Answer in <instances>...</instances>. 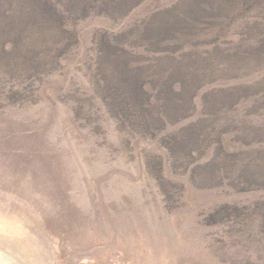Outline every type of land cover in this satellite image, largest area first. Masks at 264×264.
<instances>
[{"label":"rangeland","instance_id":"rangeland-1","mask_svg":"<svg viewBox=\"0 0 264 264\" xmlns=\"http://www.w3.org/2000/svg\"><path fill=\"white\" fill-rule=\"evenodd\" d=\"M109 2L0 0V261L264 264V0Z\"/></svg>","mask_w":264,"mask_h":264},{"label":"trees","instance_id":"trees-1","mask_svg":"<svg viewBox=\"0 0 264 264\" xmlns=\"http://www.w3.org/2000/svg\"><path fill=\"white\" fill-rule=\"evenodd\" d=\"M91 2L94 5L97 4L96 7L104 6L106 9L109 6L115 5L113 2H109V0H91ZM3 16L7 15L3 14ZM7 20H9L8 17ZM146 30H153V28L146 27ZM133 76H136L135 69L130 64H126L124 67V75H122L120 79L117 80L119 92L114 103H123L121 110L124 113V119H127L130 111L133 110L134 105H136V107H141L140 111L144 113V123L148 124L147 119L150 120L153 116H156L157 121V112H153L154 106L150 100V95L145 90H143V81L137 79V76ZM170 92L175 95L174 90H171ZM157 100L159 101V98H157ZM169 100L171 101L172 99ZM130 102L134 103V105H130Z\"/></svg>","mask_w":264,"mask_h":264},{"label":"clouds","instance_id":"clouds-1","mask_svg":"<svg viewBox=\"0 0 264 264\" xmlns=\"http://www.w3.org/2000/svg\"><path fill=\"white\" fill-rule=\"evenodd\" d=\"M0 264H4V262L3 261H0Z\"/></svg>","mask_w":264,"mask_h":264}]
</instances>
